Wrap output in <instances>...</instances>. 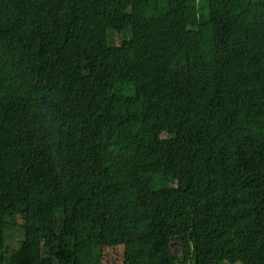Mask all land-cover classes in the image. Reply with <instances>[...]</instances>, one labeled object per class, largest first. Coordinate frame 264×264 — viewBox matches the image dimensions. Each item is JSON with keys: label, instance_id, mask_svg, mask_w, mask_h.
I'll return each mask as SVG.
<instances>
[{"label": "trees", "instance_id": "1", "mask_svg": "<svg viewBox=\"0 0 264 264\" xmlns=\"http://www.w3.org/2000/svg\"><path fill=\"white\" fill-rule=\"evenodd\" d=\"M0 264H264V0H0Z\"/></svg>", "mask_w": 264, "mask_h": 264}, {"label": "rangeland", "instance_id": "2", "mask_svg": "<svg viewBox=\"0 0 264 264\" xmlns=\"http://www.w3.org/2000/svg\"><path fill=\"white\" fill-rule=\"evenodd\" d=\"M125 34L121 35H109V43L110 44H117L119 43L120 39L124 36ZM165 134H163L164 136ZM21 220L16 218V224H11L8 232H7V238L5 241V249H4V255L6 258L10 256L12 251L18 246L20 243L21 237H22V229L19 226Z\"/></svg>", "mask_w": 264, "mask_h": 264}]
</instances>
